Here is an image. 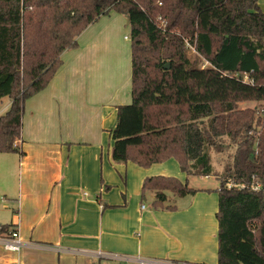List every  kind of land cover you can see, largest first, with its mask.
<instances>
[{
  "label": "trees",
  "instance_id": "obj_1",
  "mask_svg": "<svg viewBox=\"0 0 264 264\" xmlns=\"http://www.w3.org/2000/svg\"><path fill=\"white\" fill-rule=\"evenodd\" d=\"M113 12L129 21L132 97L117 107L113 161L148 168L174 159L194 176L217 178V264H264V112L238 110L264 102L258 0H0V101H11L0 117V154L23 155L26 102L48 87L86 29ZM143 190L156 204L167 192L199 191L165 176L148 178Z\"/></svg>",
  "mask_w": 264,
  "mask_h": 264
},
{
  "label": "crops",
  "instance_id": "obj_2",
  "mask_svg": "<svg viewBox=\"0 0 264 264\" xmlns=\"http://www.w3.org/2000/svg\"><path fill=\"white\" fill-rule=\"evenodd\" d=\"M102 19L64 53L48 87L26 102L23 155L0 156V185L11 200L0 229L9 225L24 242L18 253L0 242V264H136L98 252L216 264L220 184L195 188L193 196L167 192L156 204L155 193L143 190L148 178L188 183L191 173L174 159L148 168L112 159L117 107L132 99L131 50L117 44L119 19Z\"/></svg>",
  "mask_w": 264,
  "mask_h": 264
},
{
  "label": "rangeland",
  "instance_id": "obj_3",
  "mask_svg": "<svg viewBox=\"0 0 264 264\" xmlns=\"http://www.w3.org/2000/svg\"><path fill=\"white\" fill-rule=\"evenodd\" d=\"M260 9L264 12V0H258ZM112 15V16H111ZM118 18V27H117V35H118V40H117V44L120 45L121 47L126 46L128 47L129 51L131 50V36H130V28L128 25H126V18L124 15H120V14H116V13H111L109 16H104L102 17L103 21L105 20H111L110 18ZM100 20V19H99ZM125 37H127L128 39L126 40ZM194 54V52H192ZM206 65V63H204ZM127 69L129 70V66L128 64H126V71ZM10 102V99L8 97L3 98L0 101V109L4 108L5 105H7ZM132 102V99L130 98V102L127 103V105H130ZM247 109H251V110H258V112L262 113L264 112V102H254V101H247V102H241L238 104V110H247ZM258 116V115H257ZM262 116V115H261ZM10 153H3L0 154V156H6ZM182 169V168H181ZM186 174L187 176H189L187 173L183 172L182 170V174ZM189 178V182L188 185L191 188H214L216 187V185H218V180L216 178H212L210 180H206L204 177H200V176H194L192 174H190ZM187 179V177H186ZM185 179L184 182H186L187 180ZM17 180V175L15 178V182ZM210 181V182H208ZM220 187V186H219ZM16 188V185H15ZM7 202H11L10 198H9V190L7 188H5L4 186L0 185V217H5V216H9V212H11V210H8L5 207V204ZM215 261V260H212ZM217 261V258H216ZM217 264V263H216Z\"/></svg>",
  "mask_w": 264,
  "mask_h": 264
},
{
  "label": "built area",
  "instance_id": "obj_4",
  "mask_svg": "<svg viewBox=\"0 0 264 264\" xmlns=\"http://www.w3.org/2000/svg\"><path fill=\"white\" fill-rule=\"evenodd\" d=\"M191 49L195 51V49H193L192 47ZM245 79L247 80L248 77H245ZM254 189L259 191L261 189V185L257 183L254 186ZM0 242L6 251H9L12 253H18L24 247V242L21 239L20 234L16 229L10 230L7 234H5V236H3L0 239ZM97 257L98 258L119 259V260H124L127 262H135L136 264H177V263H167L165 261L154 259V258H140L139 257V258L133 259L128 256L111 255V254H106L104 252H98Z\"/></svg>",
  "mask_w": 264,
  "mask_h": 264
},
{
  "label": "water",
  "instance_id": "obj_5",
  "mask_svg": "<svg viewBox=\"0 0 264 264\" xmlns=\"http://www.w3.org/2000/svg\"><path fill=\"white\" fill-rule=\"evenodd\" d=\"M127 24H129V21L128 20H127ZM166 68H169V65H167Z\"/></svg>",
  "mask_w": 264,
  "mask_h": 264
}]
</instances>
